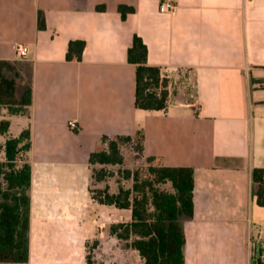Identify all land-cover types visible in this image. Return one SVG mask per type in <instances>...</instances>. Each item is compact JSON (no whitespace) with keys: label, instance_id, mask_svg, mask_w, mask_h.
<instances>
[{"label":"crops","instance_id":"1","mask_svg":"<svg viewBox=\"0 0 264 264\" xmlns=\"http://www.w3.org/2000/svg\"><path fill=\"white\" fill-rule=\"evenodd\" d=\"M164 1L0 0V60L15 65L18 99L32 88L28 114L0 112L10 120L0 142L31 133L29 260L0 264H87L95 241V261L121 256L109 227L130 222L131 210L93 198L103 184L89 158L102 136L137 130L144 157L194 170L184 264H255L264 245V207L251 194V171L264 167V0H169L175 9L161 13ZM120 5L134 12L123 19ZM136 35L148 65L170 80L165 110L135 105ZM71 41L85 42L80 61L66 58Z\"/></svg>","mask_w":264,"mask_h":264},{"label":"trees","instance_id":"2","mask_svg":"<svg viewBox=\"0 0 264 264\" xmlns=\"http://www.w3.org/2000/svg\"><path fill=\"white\" fill-rule=\"evenodd\" d=\"M104 6H97L103 10ZM125 19L134 8L120 5ZM39 28H45L43 12H39ZM85 49L84 41H71L68 61H80ZM128 60L136 64L135 105L144 110H165L169 102L170 80L161 69L148 65V48L135 36L128 51ZM14 63L0 60V112L26 115L32 104L29 86L21 99L17 98V78ZM10 120L0 121V134L8 133ZM144 133L134 135L102 136L99 148L89 158L93 178L102 187L91 189L100 204L131 210V221L109 227L111 235L121 240L126 248L136 251L144 264H184L186 242L183 221L193 217L194 170L191 167L165 166L156 157L143 155ZM124 147L132 148L135 160L144 159L142 165L126 166ZM31 150V133L25 129L18 137H7L0 142V262L25 263L29 260V231L31 205V165L27 153ZM18 153L23 157L18 159ZM113 167L118 169L115 171ZM147 167L148 176L141 169ZM114 179L117 191H111ZM169 185L170 189L163 188ZM251 194L256 204L264 207V167L251 171ZM89 248L87 264H96L94 249Z\"/></svg>","mask_w":264,"mask_h":264},{"label":"rangeland","instance_id":"3","mask_svg":"<svg viewBox=\"0 0 264 264\" xmlns=\"http://www.w3.org/2000/svg\"><path fill=\"white\" fill-rule=\"evenodd\" d=\"M123 151L125 153V157H126V166L130 167V168H134L137 165H142L144 163V159H139V160H135V153L133 152L132 148L130 147H124ZM3 158V155L0 154V159ZM118 168H114V170L116 171ZM141 173L142 176H148V169L147 167H144L141 169ZM112 185L115 186V181L114 179L111 180ZM163 188L165 189H170L169 185H163ZM255 215V213H254ZM93 246V245H92ZM123 251L121 256L119 257H115L113 259L112 255H108V253L106 252L105 254L99 253L98 255V259L95 261L96 264H144L143 260L139 257V255L135 252H129V251H125L126 249L124 248L123 244Z\"/></svg>","mask_w":264,"mask_h":264},{"label":"built area","instance_id":"4","mask_svg":"<svg viewBox=\"0 0 264 264\" xmlns=\"http://www.w3.org/2000/svg\"><path fill=\"white\" fill-rule=\"evenodd\" d=\"M160 12L161 13H167V12H172L175 9V4L172 1H164L161 5H160ZM28 54V47L25 45H18L17 46V55L20 58H24L26 57ZM70 127L75 129L77 128V124L75 122H71ZM18 159H21L23 157L22 153H18L17 155ZM260 260H262L264 262V245L261 248L260 251Z\"/></svg>","mask_w":264,"mask_h":264},{"label":"water","instance_id":"5","mask_svg":"<svg viewBox=\"0 0 264 264\" xmlns=\"http://www.w3.org/2000/svg\"><path fill=\"white\" fill-rule=\"evenodd\" d=\"M260 263V246L258 247L257 257L255 258V264Z\"/></svg>","mask_w":264,"mask_h":264}]
</instances>
